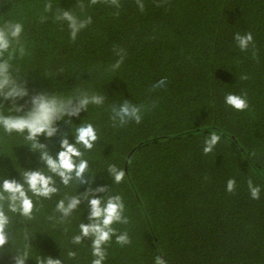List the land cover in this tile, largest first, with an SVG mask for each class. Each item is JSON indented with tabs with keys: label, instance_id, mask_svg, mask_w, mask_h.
Segmentation results:
<instances>
[{
	"label": "trees",
	"instance_id": "16d2710c",
	"mask_svg": "<svg viewBox=\"0 0 264 264\" xmlns=\"http://www.w3.org/2000/svg\"><path fill=\"white\" fill-rule=\"evenodd\" d=\"M0 0V26L19 22L23 32L2 59L11 60L14 79L28 95L13 101L0 97V114L23 115L39 94L78 101L98 94L102 105L89 104L78 116L56 121L57 133L38 140L56 157L64 135L75 144V130L91 123L98 140L91 150L76 147L89 163L86 183L75 178L65 186L40 159L27 133L0 127V183L23 182L26 170L53 176L58 192L33 200L32 218L8 210V243L0 264H26L51 256L62 264H91V239L74 244L79 225L91 221L88 198L67 218L56 208L90 189L91 198L120 195L128 223H114L116 234L104 245V264H264V0H120V8L90 0ZM81 2L83 7H80ZM72 10L92 23L73 41L67 21H56L57 9ZM118 13V14H117ZM46 17V19H42ZM251 32L253 43L241 51L236 33ZM24 52L21 54L20 49ZM126 52L123 64L113 71ZM241 75L248 78L239 80ZM166 78L163 88H154ZM229 93L246 95L249 107L237 111L225 103ZM142 106L139 124L121 126L112 108L124 101ZM22 106L18 112L13 106ZM220 141L204 154L211 132ZM110 165L125 171L116 184ZM236 180L233 193L227 181ZM260 187L252 199L248 180ZM27 187V186H25ZM106 187L107 191L95 189ZM128 233L130 244L116 235ZM75 252V257H69Z\"/></svg>",
	"mask_w": 264,
	"mask_h": 264
},
{
	"label": "clouds",
	"instance_id": "9594fccd",
	"mask_svg": "<svg viewBox=\"0 0 264 264\" xmlns=\"http://www.w3.org/2000/svg\"><path fill=\"white\" fill-rule=\"evenodd\" d=\"M100 2L120 8V0H90V5H96ZM140 11H144L142 0H136ZM52 2L47 0L44 5L45 12L52 11ZM80 7H83L81 2ZM118 14V13H117ZM46 19V17H42ZM56 21H67L70 36L73 41L77 39L78 33L92 23V17L80 19L72 10L57 9L55 14ZM23 32V25L19 22L8 21L3 26H0V97L4 99L18 98L22 99L28 95V90L25 84L18 83L10 71V60L13 53L9 54L8 59H2L4 54L8 52L13 40H19ZM237 46L241 51H246L249 44L253 43V35L248 32L246 35L236 33L234 37ZM23 54L24 49H20ZM120 59L117 60L111 67L115 71L123 64L126 52L120 49ZM248 77L241 75L239 80H246ZM167 84V79L163 78L154 85V88H163ZM58 100L55 96L47 94H39L31 98L32 107L23 115L5 116L0 114V127L4 131L11 134L27 133V139L35 141L31 146L33 150L40 149V159L46 164L49 172L56 177L61 178L63 185L67 186L75 178L79 183L83 184L87 181L84 179V174L88 171L89 163L83 159V153L76 147L80 144L87 150H91L94 143L98 140L95 127L91 124H82L75 130L76 143L71 144L64 135L61 141V150L56 157H53L46 148V145L39 142L38 137L44 135L47 138L53 137L59 130L56 127V121L63 119L66 115L69 119L78 116L82 110H86L89 104L102 105L104 97L98 94L91 96L84 94L78 101ZM225 103L237 111H243L249 107L246 95H236L229 93L225 96ZM18 112L22 111V106H13ZM112 120L118 122L121 126L129 121H135L139 124L142 120V106L131 104L127 100L124 101L119 108H112ZM220 141V136L213 131L205 138L203 152L205 155L211 153L214 147ZM108 171L111 173L116 184L121 183L125 178V171L115 165H110ZM23 182H18L15 179L4 178L0 183V249L8 243V226L10 223L9 216L4 210L5 202L7 208L13 213H18L21 216L31 219L34 209L33 200L29 197L30 191L33 195L44 198H51L53 194L58 192L55 186L53 176L46 175L40 170H26L22 173ZM248 189L252 199L260 198V187L255 185L251 179L248 180ZM27 186V187H25ZM236 188V180L229 179L227 181L226 190L228 193H233ZM82 193L79 196H73L65 202L60 200L56 210L62 214V217L67 218L81 204V196L89 199L91 213L88 224L81 223L79 225L80 234L73 237L74 244H80L85 237L91 239L93 260L91 264H104L106 259V245L116 234V230L112 227L114 223H128V218L124 216L125 205L120 195H110L105 200L104 198H91V192ZM97 192L107 191L106 187L95 189ZM116 242L120 245L130 244L131 240L128 233L116 235ZM69 257H75V252H69ZM15 264H26L27 254L15 256ZM37 264H62L61 259H53L51 256L40 257L37 259ZM154 264H167L161 256L155 258Z\"/></svg>",
	"mask_w": 264,
	"mask_h": 264
}]
</instances>
